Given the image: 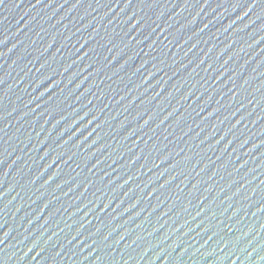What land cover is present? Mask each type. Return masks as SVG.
Here are the masks:
<instances>
[{
  "label": "water",
  "instance_id": "obj_1",
  "mask_svg": "<svg viewBox=\"0 0 264 264\" xmlns=\"http://www.w3.org/2000/svg\"><path fill=\"white\" fill-rule=\"evenodd\" d=\"M0 264H264V0H0Z\"/></svg>",
  "mask_w": 264,
  "mask_h": 264
}]
</instances>
